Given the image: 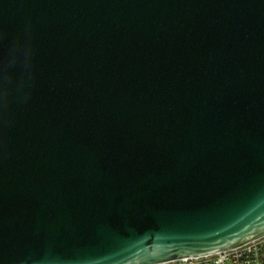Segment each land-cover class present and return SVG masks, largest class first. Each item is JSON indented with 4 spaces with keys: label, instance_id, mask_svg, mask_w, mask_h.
Returning <instances> with one entry per match:
<instances>
[{
    "label": "water",
    "instance_id": "95a60500",
    "mask_svg": "<svg viewBox=\"0 0 264 264\" xmlns=\"http://www.w3.org/2000/svg\"><path fill=\"white\" fill-rule=\"evenodd\" d=\"M263 233L264 0H0V264Z\"/></svg>",
    "mask_w": 264,
    "mask_h": 264
},
{
    "label": "built area",
    "instance_id": "2783aa9c",
    "mask_svg": "<svg viewBox=\"0 0 264 264\" xmlns=\"http://www.w3.org/2000/svg\"><path fill=\"white\" fill-rule=\"evenodd\" d=\"M151 264H264V233L228 249Z\"/></svg>",
    "mask_w": 264,
    "mask_h": 264
}]
</instances>
